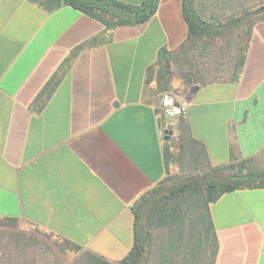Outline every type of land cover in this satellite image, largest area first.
<instances>
[{
  "label": "crops",
  "instance_id": "1",
  "mask_svg": "<svg viewBox=\"0 0 264 264\" xmlns=\"http://www.w3.org/2000/svg\"><path fill=\"white\" fill-rule=\"evenodd\" d=\"M219 1L193 0L201 21ZM49 2L0 0V227L118 262L134 241L132 205L168 174V126L177 139L187 127L212 167L264 152V21L235 80L172 77L186 113L168 120L151 71L162 48L187 38L183 0H158L147 20L112 29ZM209 212L214 264H264V188L224 193Z\"/></svg>",
  "mask_w": 264,
  "mask_h": 264
},
{
  "label": "trees",
  "instance_id": "2",
  "mask_svg": "<svg viewBox=\"0 0 264 264\" xmlns=\"http://www.w3.org/2000/svg\"><path fill=\"white\" fill-rule=\"evenodd\" d=\"M49 1V8L69 5L112 29L147 20L154 14L158 0H143L137 6L115 0ZM246 1L223 0L238 8V14L208 24L198 17L193 0H183L188 35L176 50L162 48L158 52L157 68L151 72L159 92L169 90L173 76L188 87L238 77L252 26L258 20L264 21V0L251 10L243 9ZM178 142L179 157L189 162V171L164 177L132 205L133 245L116 264H214L218 242L209 205L227 192L264 188V167L258 165L256 157L212 167L205 149L191 137L187 127L179 130ZM173 158L171 152L165 154L168 172ZM55 241L61 250L67 246L79 250L61 238ZM77 264L112 263L84 252Z\"/></svg>",
  "mask_w": 264,
  "mask_h": 264
},
{
  "label": "rangeland",
  "instance_id": "3",
  "mask_svg": "<svg viewBox=\"0 0 264 264\" xmlns=\"http://www.w3.org/2000/svg\"><path fill=\"white\" fill-rule=\"evenodd\" d=\"M259 0L248 1L247 9H253L258 5ZM219 9L215 12L210 24L216 20L223 22L229 16L238 14V8L223 5L219 1ZM202 15V14H201ZM206 16L211 17L210 12H205ZM214 19V20H213ZM238 32V30H236ZM155 69V68H154ZM168 149L173 153V161L169 167L166 177L180 172L186 173L190 169V164L186 159L179 157V142L177 133L174 132L167 141ZM242 159H238L231 165L237 164ZM259 166L264 167V152L256 157ZM84 252L72 250L69 246L61 250L56 241L44 234H39L31 229L19 227L18 230H5L0 227V264H77ZM116 264V262H110Z\"/></svg>",
  "mask_w": 264,
  "mask_h": 264
},
{
  "label": "built area",
  "instance_id": "4",
  "mask_svg": "<svg viewBox=\"0 0 264 264\" xmlns=\"http://www.w3.org/2000/svg\"><path fill=\"white\" fill-rule=\"evenodd\" d=\"M165 96H167L169 98H174L172 105L166 106L163 104L162 101H163V98ZM159 107H160V111H161L162 115L168 120L182 117L186 113V104L184 102L178 101L175 93L172 90H166V91H163L160 93V105H159ZM173 108L179 109L180 111L178 114H174L172 116H169L168 112Z\"/></svg>",
  "mask_w": 264,
  "mask_h": 264
},
{
  "label": "clouds",
  "instance_id": "5",
  "mask_svg": "<svg viewBox=\"0 0 264 264\" xmlns=\"http://www.w3.org/2000/svg\"><path fill=\"white\" fill-rule=\"evenodd\" d=\"M174 87H177V86H179V82H177L176 84H174L173 85ZM173 99L174 98H169V97H167V96H165L164 98H163V104L164 105H166V106H168V105H172L173 104ZM179 109H176V108H173V109H171L169 112H168V115L169 116H172V115H174V114H178L179 113Z\"/></svg>",
  "mask_w": 264,
  "mask_h": 264
},
{
  "label": "water",
  "instance_id": "6",
  "mask_svg": "<svg viewBox=\"0 0 264 264\" xmlns=\"http://www.w3.org/2000/svg\"><path fill=\"white\" fill-rule=\"evenodd\" d=\"M165 134H166V139L169 140L172 134L171 126L167 127Z\"/></svg>",
  "mask_w": 264,
  "mask_h": 264
}]
</instances>
